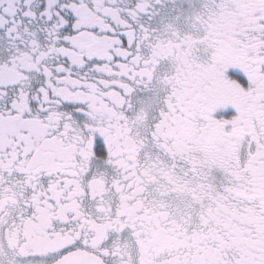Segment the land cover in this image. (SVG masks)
Masks as SVG:
<instances>
[{"label":"snow or ice","instance_id":"snow-or-ice-1","mask_svg":"<svg viewBox=\"0 0 264 264\" xmlns=\"http://www.w3.org/2000/svg\"><path fill=\"white\" fill-rule=\"evenodd\" d=\"M0 264H264V0H0Z\"/></svg>","mask_w":264,"mask_h":264}]
</instances>
